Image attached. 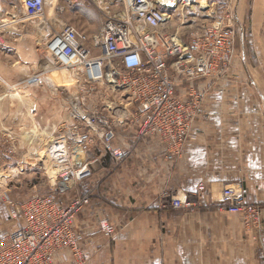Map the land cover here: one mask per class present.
<instances>
[{
    "label": "built area",
    "instance_id": "obj_1",
    "mask_svg": "<svg viewBox=\"0 0 264 264\" xmlns=\"http://www.w3.org/2000/svg\"><path fill=\"white\" fill-rule=\"evenodd\" d=\"M18 1L28 19L41 21L48 6L62 0ZM205 1L209 7L200 0L177 3L183 9H199L209 18L203 31L188 41L163 32L175 8L158 0H120L103 11L101 32L95 38L68 24L54 30L46 46L48 72L59 67L69 70L82 77L84 88L75 98L73 120L50 139L49 153L59 167L50 190L23 201L13 199L8 189L3 193L13 228L0 234V264H57L65 251L81 260L77 220L95 199H103L105 181L137 154L138 146L157 137L165 145L168 160L181 155L193 125L206 112L200 95L191 89L184 97L179 85L223 80L236 54L239 0H216L213 4L220 3V8L213 10L215 18L209 0ZM65 10L55 5L53 14L59 16ZM42 23L47 27V20ZM46 73L29 76L19 85L44 86ZM96 150L110 156L114 166L103 168ZM99 168L105 170L104 177L90 189L80 190L96 179ZM5 182L0 181V189L8 188ZM205 191L200 184L183 196L178 191L165 192L162 208L195 212ZM221 201L222 210L242 215L248 225L258 224L261 207L248 203L240 190L225 188ZM96 230L94 235L109 239L117 233L107 217L99 219Z\"/></svg>",
    "mask_w": 264,
    "mask_h": 264
},
{
    "label": "crops",
    "instance_id": "obj_2",
    "mask_svg": "<svg viewBox=\"0 0 264 264\" xmlns=\"http://www.w3.org/2000/svg\"><path fill=\"white\" fill-rule=\"evenodd\" d=\"M239 2L236 54L228 76L216 83L198 80L178 87L184 97L191 89L200 95L206 112L193 125L181 155L170 161L159 138L143 141L137 154L105 181L103 199H95L79 216L76 227L82 259L65 251L57 264H264V91L257 79L259 71L253 68L255 60L262 65L264 52L255 53L254 58L247 51L241 20L246 6ZM5 21L0 17V28L6 27L12 35L13 27L22 24ZM261 24L264 27V20ZM2 39L0 78L20 83L25 77L9 70L7 64L14 58L8 45L3 49ZM251 43L260 49L264 37L251 36ZM96 155H101L103 168L114 166L110 156L97 150ZM104 175L99 168L96 179L80 190L90 189ZM200 184L206 191L197 211L162 208L165 192L178 191L183 196ZM227 187L240 190L248 203L261 207L258 224L248 225L242 215L221 209ZM101 217L116 226L114 239L94 235ZM9 223L11 228L0 234L13 228Z\"/></svg>",
    "mask_w": 264,
    "mask_h": 264
},
{
    "label": "rangeland",
    "instance_id": "obj_3",
    "mask_svg": "<svg viewBox=\"0 0 264 264\" xmlns=\"http://www.w3.org/2000/svg\"><path fill=\"white\" fill-rule=\"evenodd\" d=\"M200 1L203 6L209 7L205 0ZM243 1L246 10L241 20L246 32L247 51L255 58V53L264 52V45L259 49L248 42L251 36L264 37V27L261 24L264 20V0ZM215 2L216 0H209L214 18L217 16L213 10L220 8V3L214 5ZM120 3V0H79L76 4H69L62 0L55 2V5L64 6L66 10L63 13L54 15L52 6L50 11L47 10L44 20L40 21L28 19L20 2L0 0V17L6 19V23L14 20L22 23L13 27V35L6 33V27L0 28V36L5 42L2 47L4 49L8 45V51L12 52L14 58L13 62L7 64L9 70L23 79L40 72H47L45 77L48 78L47 83L41 87L18 86V81L17 84H11L4 77L0 78V181L6 180L5 183H8V188L3 186L0 189V232L7 226L11 228L7 206L2 198L7 189L11 197L18 201L50 190L59 168L49 153L50 139L54 133L59 132L62 125L73 120L75 98L84 88L82 77L69 70L59 67L48 72L50 65L46 61L47 43L61 24L72 25L91 38L97 37L101 32L103 11ZM177 3L180 4L179 0ZM177 3L174 7H177ZM171 14L172 19L163 32L178 35L186 41L203 31L209 19L195 8L188 10L178 7ZM45 20L47 27L42 23ZM21 26L23 30L18 29ZM6 41L13 44H6ZM253 65L254 70L259 71L257 79L264 91V62L261 65L255 60ZM110 96L113 99L112 94ZM80 109L82 113L86 110L84 105ZM10 150L13 151L12 154L8 153Z\"/></svg>",
    "mask_w": 264,
    "mask_h": 264
},
{
    "label": "bare ground",
    "instance_id": "obj_4",
    "mask_svg": "<svg viewBox=\"0 0 264 264\" xmlns=\"http://www.w3.org/2000/svg\"><path fill=\"white\" fill-rule=\"evenodd\" d=\"M175 0H158V2L160 3V4H162L163 6H165V7H170V8H177L178 7V4H177V7H174L173 6V2H174ZM175 3H177L176 1H175ZM53 6V8H55V3L53 4H50V6H48V9L50 8V7H52ZM53 12H54V10H53ZM39 135V134H38ZM27 138H31V137H27Z\"/></svg>",
    "mask_w": 264,
    "mask_h": 264
},
{
    "label": "water",
    "instance_id": "obj_5",
    "mask_svg": "<svg viewBox=\"0 0 264 264\" xmlns=\"http://www.w3.org/2000/svg\"><path fill=\"white\" fill-rule=\"evenodd\" d=\"M185 58H188V56H186Z\"/></svg>",
    "mask_w": 264,
    "mask_h": 264
}]
</instances>
